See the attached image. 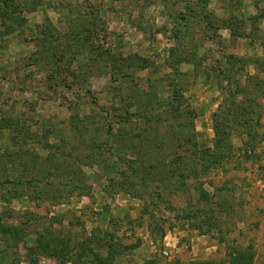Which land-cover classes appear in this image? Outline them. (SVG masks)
<instances>
[{"label": "rangeland", "instance_id": "rangeland-1", "mask_svg": "<svg viewBox=\"0 0 264 264\" xmlns=\"http://www.w3.org/2000/svg\"><path fill=\"white\" fill-rule=\"evenodd\" d=\"M0 264H264V0H0Z\"/></svg>", "mask_w": 264, "mask_h": 264}, {"label": "trees", "instance_id": "trees-1", "mask_svg": "<svg viewBox=\"0 0 264 264\" xmlns=\"http://www.w3.org/2000/svg\"><path fill=\"white\" fill-rule=\"evenodd\" d=\"M199 2H203V0H199ZM199 4V3H198ZM79 12V8L78 7H75V6H69L68 8H67V13L65 14V16L64 17H62V19L61 20H63V21H66L67 23H68V27H69V31L68 32H66L65 33V37H69V36H71L73 39H75V40H77L82 34H83V32L85 33V31H80V30H76V31H74L72 28H76V25H75V23H72L74 20L76 21V19L78 18L77 16V13ZM92 12V11H91ZM4 14H6V12L4 13ZM198 15V17H199V19H201V18H205V19H208V16H207V13L206 12H204V11H202V10H200V9H198L197 8V10L196 9H194V8H192L191 6H189V8H188V10H187V13H186V15H183L181 18H182V20H184V22H185V25H186V21H188L187 19H188V17L189 16H191V17H194V16H197ZM209 24V23H208ZM210 25V24H209ZM183 26H184V24H183ZM180 29H176V31H179ZM82 32V33H81ZM49 34V31H44V33H43V36H47ZM52 35L53 36H56V35H58V33L57 32H55L54 31V34L52 33ZM235 35H239V34H237V33H235ZM174 49H172V53H170V56L171 57H174ZM227 58H231V59H235L236 61H238V60H241V59H243V58H240V56H235V55H233V56H230V55H228V57ZM216 78H217V80H219L220 82H223V81H226L227 83H232V81H231V79H230V77H229V73H228V71H223V70H220L219 72H217L216 73ZM236 86V85H235ZM215 130H218L217 128H215ZM218 134V133H217ZM217 138H219V137H217ZM219 140V142H218V145H220V146H222V142H221V140H220V138L218 139ZM221 142V143H220ZM177 154V153H176ZM217 157H219V156H217ZM102 258V257H101ZM151 263H153V262H151Z\"/></svg>", "mask_w": 264, "mask_h": 264}, {"label": "crops", "instance_id": "crops-1", "mask_svg": "<svg viewBox=\"0 0 264 264\" xmlns=\"http://www.w3.org/2000/svg\"><path fill=\"white\" fill-rule=\"evenodd\" d=\"M243 43V40H239V41H237L236 43H235V46L232 48V51H234V52H237V53H235V54H241L242 52L241 51H239V47H240V45ZM248 47V46H247ZM239 52V53H238ZM241 52V53H240ZM243 52H250L249 50H245V51H243Z\"/></svg>", "mask_w": 264, "mask_h": 264}]
</instances>
